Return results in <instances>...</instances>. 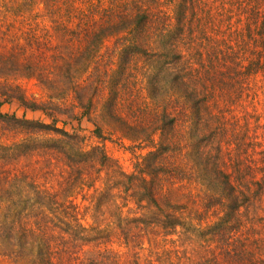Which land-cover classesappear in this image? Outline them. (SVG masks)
<instances>
[{
    "label": "trees",
    "instance_id": "1",
    "mask_svg": "<svg viewBox=\"0 0 264 264\" xmlns=\"http://www.w3.org/2000/svg\"><path fill=\"white\" fill-rule=\"evenodd\" d=\"M52 1L58 14H62L61 11L71 16L72 11L77 14L76 26L80 27L77 34L81 35L78 43L83 42L79 53L97 52L103 41L112 38L115 61L114 67L107 69L117 73L118 79L113 78V83L109 78L104 79L100 82L102 86L116 88L117 80L137 59L146 63L161 61L162 66L172 64L177 69L172 78L185 90L188 112L180 114L182 119L162 112L157 129L166 137L159 141V148L150 152L153 165L140 167L136 164L131 174L119 173L123 178L113 180L115 192L108 200L120 199L116 209L126 207V215L121 217L125 229L120 230L121 242L126 252L132 250L130 247L138 248L126 260L109 245L103 247V241L98 238L88 251L73 250L70 233L85 229L77 205L70 200L59 201L52 193L44 195L43 203L49 213L53 214L50 211L53 209L59 214V219L56 216L58 223L51 224L45 220L49 217L47 212L39 210L30 215L23 210L14 212L5 205L8 201L5 199L0 214V244L5 246L14 237L15 246L19 248L16 251L21 253L24 243L29 246L34 243L30 250L31 264H163L159 260L154 263L141 259L139 252L145 250L144 240L149 243L147 234H157L158 240L167 241L182 224L184 212L187 217L190 213L200 221L207 220L211 210L215 219L204 231H199V236L200 241L206 238V245L212 241L216 243L212 249L196 252L193 257L181 256V263L263 264L260 263L262 253L258 252L257 237L244 235L243 230L252 228L253 220L263 219L257 214H248V217L246 210L254 212L257 202H264V139L256 132L264 114L257 111V105L264 107V0H75L76 6L74 0ZM43 58L40 56V61ZM60 58L64 62L58 68L66 73L74 60L67 62L65 56ZM94 62L92 59V64ZM37 64V60L33 64H12V70L23 68L31 74ZM75 84L78 87L77 81ZM83 99L80 95L74 97L82 108L70 119L79 122L81 117L88 115L89 109ZM13 100L24 108L41 110L50 122L1 111L3 104ZM199 102L202 110L198 108L196 112L203 131L198 135L197 145L203 159L194 167L181 165L174 159L170 161L171 156L180 155L175 145V131L182 124H191L192 109L198 107ZM52 109L26 99L19 85L0 86V122L31 132L43 129L57 134L67 145L80 144L82 137L77 133L55 126L57 119L52 116ZM94 132L102 136L99 127H95ZM216 139L215 153H212L208 146L214 145ZM102 153L98 159L103 165L106 154ZM73 154L81 159L85 153L80 150ZM11 169V172L2 171L4 184L15 179V168ZM201 170L207 174L204 178L213 180L208 190L217 189L218 194L201 198L197 203L201 209L193 212L187 211L181 198L169 197V193H173L171 187L163 188L161 183H155L163 176L171 181L198 179ZM34 183L32 179L27 186H34ZM84 185L93 186L88 182ZM129 188L132 192L126 194ZM154 227L156 229L152 230ZM86 252L88 256H84ZM178 263L179 260L169 262Z\"/></svg>",
    "mask_w": 264,
    "mask_h": 264
},
{
    "label": "rangeland",
    "instance_id": "2",
    "mask_svg": "<svg viewBox=\"0 0 264 264\" xmlns=\"http://www.w3.org/2000/svg\"><path fill=\"white\" fill-rule=\"evenodd\" d=\"M77 3L82 6L81 2ZM61 12L58 14L54 9L52 0H0V86L19 85L26 99L53 108L51 111L57 119L56 127H63L82 137L80 144L67 145L53 132L43 129L40 132L20 130L10 123L0 122V214L2 207L8 205L11 211L23 210L26 215L36 214L39 210L47 212L49 217L45 220L49 224L58 223L57 211L50 210L52 214L43 208L44 195L52 193L59 201L70 200L77 205L80 222L85 229L70 233L74 241L73 250L81 249V253L88 251L100 239L103 247L109 245L122 260H126L138 248L130 247L132 250L126 252L121 242L120 230H125L121 217L126 215V207L116 209L120 199L108 200L115 192L112 189L115 185L113 180L123 178L118 176L119 173L131 174L136 164L140 167L153 165L150 152L159 148V141L166 137L157 129L161 113L182 119L183 113L188 112V101L184 88L172 78L177 69L172 64L162 66L161 61L146 63L143 59H137L117 80L119 84L116 88L107 85V82V87L102 86L100 82L104 79L109 78L110 83H113V78L118 79L117 73L107 69L108 66L114 67L115 61L112 38L103 41L97 52L79 53L83 42L78 43L81 35L77 34L80 28L76 26L79 22L77 14L72 11L71 16V13ZM40 56L44 57L42 61ZM61 56H65L67 62L74 60L66 73L63 68H58L64 62ZM92 59L95 61L93 64ZM36 60L37 67L33 66L31 74H27L23 68L12 70V64H33ZM77 95L84 98L83 103L89 109L88 115L81 117L79 122L70 119L82 108L74 100ZM199 107L200 102L198 107L192 109L191 124H182L176 129L175 145L180 155L177 158L171 156L170 161L174 159L181 165L194 167L203 159L204 155H200L197 145L198 135L203 131L196 112ZM245 108L250 110V107ZM1 111L50 122L41 110L24 108L16 100L3 104ZM257 111L264 112V107L257 105ZM78 123L80 127H77ZM95 127L101 129V137L94 132ZM256 132L264 139V114L260 117ZM217 140L213 142L214 145L208 146L212 153H215ZM80 150L85 153L81 159L73 154ZM101 151L106 154L103 165L98 159ZM11 168H15V179L4 184L2 171L11 172ZM87 174L90 179H87ZM198 175V179L194 176L174 181L163 176L157 178L155 183H161L163 188L171 187L173 193H169V197L181 198L187 211L193 212L201 209L197 205L201 198L207 194H218L217 189L208 190L213 180L204 178L206 176L203 175L207 174L203 170ZM32 179L34 186H27ZM84 182L93 186L87 187ZM4 187L7 192H4ZM131 192L132 188H129L126 194ZM5 199L8 201L4 205ZM130 205L133 204L130 202ZM210 211L207 220L204 218L200 221L190 213L187 217V212H184L182 224L176 227L173 235L167 237V241L158 240L157 234L148 233L146 237L149 243L144 240L145 250L139 252L141 259H150L154 263L159 260L163 264L179 260L178 264H189L188 261L181 263V256L193 257L196 252L212 249L216 242L206 245V238L200 241L199 236V231H204L208 227L206 225L215 219ZM246 211L248 217L256 214L263 217L253 220V227L244 229L243 234L257 237L256 244H260L258 252L262 253L260 263L264 264V202L258 201L254 212L251 209ZM33 245L24 243L21 253L17 252L19 248L12 237L5 246L0 244V264H31L30 250Z\"/></svg>",
    "mask_w": 264,
    "mask_h": 264
}]
</instances>
